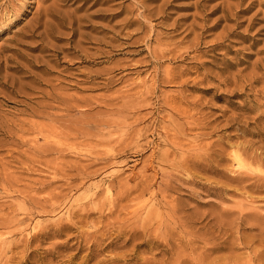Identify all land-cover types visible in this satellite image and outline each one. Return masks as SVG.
I'll list each match as a JSON object with an SVG mask.
<instances>
[{
    "label": "rangeland",
    "instance_id": "374dc122",
    "mask_svg": "<svg viewBox=\"0 0 264 264\" xmlns=\"http://www.w3.org/2000/svg\"><path fill=\"white\" fill-rule=\"evenodd\" d=\"M0 264H264V0H0Z\"/></svg>",
    "mask_w": 264,
    "mask_h": 264
},
{
    "label": "bare ground",
    "instance_id": "6f19581e",
    "mask_svg": "<svg viewBox=\"0 0 264 264\" xmlns=\"http://www.w3.org/2000/svg\"><path fill=\"white\" fill-rule=\"evenodd\" d=\"M197 1V0H196ZM202 2V1H201ZM201 4V3H200ZM195 6V5H194ZM197 6H198V4L195 6V8L196 9H198L197 8ZM204 7V6H203ZM224 11V10H223ZM224 13V15L222 16V18L223 19H229L228 18V13L227 12H223ZM197 16V15H196ZM126 17V16H125ZM197 18V17H196ZM135 19V18H134ZM136 21V20H135ZM201 21H204L203 20V18L201 19ZM131 23H133L131 20H129L128 18H125L123 21H122V25L121 26H123V27H126V26H129ZM191 24V23H190ZM193 24H195L194 22H193ZM191 26H192V24H191ZM199 26H200V24H199ZM120 27V26H119ZM188 28H190V26L188 27ZM198 28H200V27H198ZM201 28H202V26H201ZM208 29V28H207ZM128 33V32H127ZM114 36V35H113ZM111 37V39L112 38H114V37ZM155 36V35H154ZM148 39V38H147ZM155 39H157V36H156V38ZM153 40V39H152ZM157 41V40H156ZM148 42H149V40H148ZM169 49V48H168ZM171 49V48H170ZM165 50H166V48H165ZM155 51V50H154ZM160 52V51H159ZM156 54V56H157V53H155V52H152L151 54L152 55H154V54ZM160 54H161V52H160ZM163 54V53H162ZM151 55V56H152ZM155 55L153 56V57H156ZM159 56V55H158ZM163 56V55H162ZM161 56V57H162ZM159 58V57H158ZM157 57H156V61H158L157 59H158ZM152 59V58H151ZM160 59V58H159ZM150 61V60H149ZM154 62V61H153ZM160 62V61H159ZM151 63V62H150ZM159 64V63H158ZM152 65V64H151ZM150 66V65H149ZM158 66V65H157ZM156 69H157V67H155ZM169 72H170V70H169ZM165 73H167L166 71H165ZM170 74V73H169ZM171 75V74H170ZM169 75V76H170ZM168 76V77H169ZM172 76V75H171ZM109 77V76H108ZM168 77H166L167 79H168ZM153 78H155V76L153 77ZM165 77H163V80L165 81V79H164ZM172 78V77H171ZM170 78V79H171ZM109 79V78H108ZM121 79V78H120ZM108 81V80H107ZM106 82V81H105ZM152 82H154V81H152ZM151 82V83H152ZM162 82V81H161ZM146 84V83H145ZM133 85V84H132ZM136 85V84H135ZM141 86H139V84H138V89L139 88H143V87H145V89H147V90H145V92L147 91L148 92V90H149V85H147V86H145V85H143V84H140ZM143 85V86H142ZM152 85L154 86V84L152 83ZM151 86V85H150ZM152 86V87H153ZM144 89V88H143ZM151 89V88H150ZM153 89V88H152ZM141 90V89H140ZM139 90H137V92H138ZM142 91V90H141ZM152 91V90H151ZM121 92V91H120ZM144 92V93H145ZM146 92V93H147ZM150 92V91H149ZM136 93V92H135ZM139 93H140V91H139ZM120 94V93H119ZM142 94H143V91H142ZM140 95V94H139ZM120 96V95H119ZM124 96H125V94H124ZM128 96V95H127ZM126 96V97H127ZM118 97V96H117ZM121 97V96H120ZM119 97V98H120ZM122 97H123V94H122ZM125 97V98H126ZM130 97V96H129ZM124 98V97H123ZM123 98H122V100H123ZM120 100H121V98H120ZM111 102V101H110ZM109 102V105L111 104ZM124 102H125V100L123 101V105H122V103H121V106L120 107H118L117 105V107L118 108H121L122 110L120 111L121 113H124V116H126V114L128 113V111H130L131 112V110H132V112H133V110H135V109H137L136 108V106L134 107L133 105H130L129 103H127V102H125V104H124ZM143 102V101H142ZM105 103V102H104ZM115 104V103H114ZM135 104V103H134ZM108 105V104H107ZM108 105V106H109ZM136 105V104H135ZM113 106H115V105H110L109 107H113ZM115 106V107H116ZM105 107H107V106H105ZM138 107V106H137ZM175 107V106H174ZM140 108V107H139ZM174 109V108H173ZM110 111H112V113L113 114H115V112L116 113H118L117 111L118 110H116V108L114 109V108H111L110 109ZM129 112V113H130ZM138 112V111H137ZM180 113H182V112H180ZM138 114H140V113H138ZM118 115V114H117ZM186 115V114H185ZM120 116V115H119ZM123 116V117H124ZM130 116V115H129ZM136 116H137V113H136ZM145 117H146V115H144ZM138 118H139V116H138ZM143 119V118H142ZM121 122H123V120L121 121ZM83 123V122H82ZM81 123V124H82ZM125 123V122H124ZM134 123V122H133ZM84 125H86L85 126V128L86 129H91L92 131V133L91 132H89V130H87V132H84V131H86V130H83V132H79V134L77 133V134H75V135H77L73 140H77V139H79V142H77L76 144H75V142H74V144L72 145V146H74V145H78V146H86L90 151H89V153H88V155L90 154V156H89V159H88V161H89V164L87 165V166H85V167H83V168H81V169H77V168H75V175H74V178H72V179H84V178H86L87 176L89 177V174L90 173H86V171H88V172H90L89 170H92V169H89L88 170V168H90V167H92V166H95V165H100V164H108V163H111V164H113V165H115L114 163H116V162H118V160L117 159H120L119 161H120V163L121 164H123V165H125L126 163H127V160L126 159H122V157H121V154L122 153H124L127 149L126 148H128V147H130L129 146V144L130 143H128L127 141V139L128 138H130V135H131V133H130V131H133V129H130V130H126V129H123L122 127L125 125H123V126H121V123H119V122H116V121H114V120H110V119H104V120H93V121H87V122H85L84 123ZM134 125V124H133ZM82 128V127H81ZM81 128H80V130H81ZM125 128H127V127H125ZM129 128H130V126H129ZM175 128V127H174ZM128 129V128H127ZM56 133V132H55ZM75 133V132H74ZM164 133V132H163ZM71 135V134H70ZM144 135V134H143ZM148 135V134H147ZM64 136V135H63ZM135 136V135H134ZM137 136H139V134L137 135ZM164 136V135H163ZM66 137H67V135H66ZM69 138V137H68ZM67 138V139H68ZM134 138V137H133ZM139 139V138H138ZM72 140V139H71ZM130 141V140H129ZM179 141V140H178ZM73 143V142H72ZM71 143V144H72ZM179 143V142H178ZM70 144V143H69ZM154 146V145H153ZM70 148H72V147H70ZM69 148V149H70ZM65 149V148H64ZM77 149V148H76ZM118 149V150H117ZM129 150V149H128ZM173 150V149H172ZM85 151V150H84ZM57 152H58V150H57ZM134 152V151H133ZM63 153H65L64 151H63ZM86 153V154H87ZM136 154V153H135ZM168 156L169 155H162V153H161V155L158 157V162L160 163V162H164V164H166L165 162H166V160H169V159H167L168 158ZM173 156V155H172ZM58 159V158H57ZM117 160V161H116ZM150 161V160H149ZM156 161V160H155ZM50 162V161H49ZM58 162V161H57ZM171 162V161H170ZM120 163H117V164H120ZM57 164V163H56ZM59 164V163H58ZM58 164H57V166H58ZM61 164V163H60ZM116 164V165H117ZM73 165V164H72ZM84 165V164H83ZM122 165V166H123ZM152 163L151 162H149V164H147L146 165V168L147 169H153L152 168ZM158 165V164H157ZM183 165V164H182ZM50 166V165H49ZM64 166H66V165H64ZM63 166V167H64ZM70 166V165H69ZM73 167V166H72ZM72 167H70V169H72ZM80 167V166H79ZM99 167V166H98ZM103 167V166H102ZM56 168V167H55ZM58 168V167H57ZM62 168V167H61ZM65 168V167H64ZM94 168H96V167H94ZM94 168H93V170H94ZM58 170V169H57ZM61 170V169H60ZM63 170V169H62ZM67 170V169H66ZM102 170V169H101ZM59 171V170H58ZM57 171V172H58ZM63 172V171H62ZM93 173H95L96 172V170H94V171H92ZM91 172V173H92ZM117 173V172H116ZM115 173V174H116ZM113 174V173H112ZM59 175V174H58ZM71 175H73V174H71ZM239 175V174H238ZM112 176H117V175H112ZM143 176V175H142ZM241 176V175H240ZM72 177V176H71ZM87 177V178H88ZM118 177V176H117ZM116 177V178H117ZM153 177V176H152ZM70 178V177H69ZM86 178V179H87ZM121 178V177H120ZM119 178V179H120ZM142 178H144V177H142ZM147 179V178H146ZM85 180V179H84ZM71 181V180H70ZM82 181V180H81ZM121 181V180H120ZM123 181V180H122ZM146 181V180H145ZM72 182V181H71ZM142 182V181H141ZM144 182V181H143ZM148 182V181H147ZM73 183V182H72ZM77 183V182H76ZM117 184V183H116ZM144 184V183H143ZM142 184V185H143ZM70 185V184H69ZM108 185H109V183H108ZM141 185V186H142ZM119 186V185H118ZM147 186V185H146ZM113 188V187H112ZM118 188V187H117ZM145 188H147V187H145ZM119 191L120 190H122V187L121 186H119V189H118ZM141 190H143L144 191V189H143V186H142V189ZM116 192H117V190H116ZM138 192V191H137ZM114 194H116V193H114ZM131 194V193H130ZM129 194V195H130ZM27 195V194H26ZM133 195V194H132ZM121 196V195H120ZM127 196V195H126ZM123 197V196H122ZM50 198H51V196H50ZM52 198H53V196H52ZM55 198H57V197H55ZM119 198V197H118ZM44 201L46 200V199H43ZM49 200V199H48ZM51 200H53V199H51ZM31 201V200H30ZM34 200H32L31 202H33ZM44 201H42V202H44ZM39 202H41L40 200H38V203ZM46 203V202H45ZM136 203V202H135ZM139 203V202H138ZM33 204V203H32ZM143 205V204H142ZM156 212V211H155ZM76 215V214H75ZM151 215V214H150Z\"/></svg>",
    "mask_w": 264,
    "mask_h": 264
}]
</instances>
